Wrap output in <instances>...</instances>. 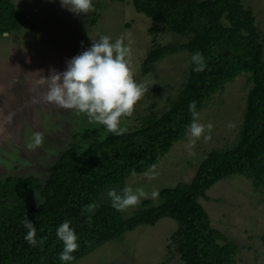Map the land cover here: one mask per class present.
<instances>
[{
    "label": "trees",
    "instance_id": "obj_1",
    "mask_svg": "<svg viewBox=\"0 0 264 264\" xmlns=\"http://www.w3.org/2000/svg\"><path fill=\"white\" fill-rule=\"evenodd\" d=\"M132 5L152 20L151 33L164 26L183 39L149 51L143 72L151 73L166 56L186 52L187 82L164 111L138 114V126H129L132 115L122 116V134H103V125L85 129L45 183L36 177L0 180V264H61L64 245L56 230L65 221L78 237L67 264H77L106 243L165 218L179 225L172 240L183 264H239V245L212 225L202 200L215 185L237 175L264 190V45L253 8L243 0H133ZM26 27L35 25L12 0H0V37ZM196 53L204 58L203 71L194 70ZM242 74L250 75L252 88L233 146L206 153L189 183L160 191L159 204L144 200L136 211H117L105 198L108 191L123 189L129 178L160 163L190 133L195 118L189 105L195 102L197 115ZM36 192L44 199L39 205L33 202ZM26 218L36 229L35 245L25 240Z\"/></svg>",
    "mask_w": 264,
    "mask_h": 264
},
{
    "label": "rangeland",
    "instance_id": "obj_2",
    "mask_svg": "<svg viewBox=\"0 0 264 264\" xmlns=\"http://www.w3.org/2000/svg\"><path fill=\"white\" fill-rule=\"evenodd\" d=\"M132 1L92 0L93 7L89 12L75 15L66 8L67 3L66 7L62 6L61 0H12L35 28L26 27L21 32L0 37V104L18 105L28 91V81L42 80L51 71L61 66L65 68L66 61L90 47L92 40L108 36L112 42L124 41L129 50L126 59L133 79L146 88L134 105L129 126L139 125L138 114L147 116L164 111L187 82L188 53L166 56L151 73H144L143 60L149 48L177 46L183 39L164 26L160 32L151 33L152 20L139 14ZM243 4L253 8L264 45V0H243ZM93 19H97V23ZM33 69H40L39 75H34ZM251 88L250 75L242 74L228 83L225 90L207 100L193 121L204 126L201 136L196 138L189 133L187 138L175 143L154 168L132 176L125 182V187L117 191L121 196L126 189L142 193L139 203L126 210L136 211L144 200L159 204L160 191L189 183L206 153L233 146L240 134ZM72 115L71 118H76L70 120L67 116L61 122L52 123L53 130L59 135L58 145L51 144L52 128L43 125L41 158L34 151H27L25 156L22 149L17 150V154L12 153L4 164L0 163L7 175L34 176L43 183L48 180L60 155L74 140L76 142L75 136L87 128L101 127V124L90 122L86 114L74 111ZM77 118H81L78 123ZM121 122H124V128L125 119ZM208 125H211L210 129ZM4 154L8 156V152ZM108 193L106 199H110ZM40 195L36 192L33 200L36 205L44 201ZM202 204L212 225L229 241L239 245V264H264L263 189L256 190L251 180L237 175L211 188ZM178 226L168 218L155 226H141L106 243L77 264H183L172 240Z\"/></svg>",
    "mask_w": 264,
    "mask_h": 264
},
{
    "label": "clouds",
    "instance_id": "obj_3",
    "mask_svg": "<svg viewBox=\"0 0 264 264\" xmlns=\"http://www.w3.org/2000/svg\"><path fill=\"white\" fill-rule=\"evenodd\" d=\"M69 6L66 7L65 4ZM75 15L89 12L92 0H61ZM128 48L124 41L117 39L112 42L108 36H101L93 41L90 47L80 54L66 61V69L63 72L51 71L43 76L41 83L46 85L42 95V102L49 106L76 110L84 113L90 122L103 125L107 131L122 134L125 129L120 127L121 117L132 114L134 105L140 100L146 88L136 83L129 68ZM196 65L195 71H203L205 68L202 54L196 53L192 57ZM195 102L189 105V110L194 112ZM211 128V125H208ZM192 137H200L204 132V126L193 122L189 129ZM207 138V137H206ZM35 146L42 143L40 133L33 136ZM141 194L133 193L126 189L123 196L115 190H110L108 196L112 200V206L117 211H123L129 206L139 203ZM24 227L28 230L25 240L30 245L37 243L36 229L27 218ZM58 239L63 242V251L59 253L61 264H67L74 259L72 253L78 249L77 235L70 227V222L65 221L56 230Z\"/></svg>",
    "mask_w": 264,
    "mask_h": 264
},
{
    "label": "water",
    "instance_id": "obj_4",
    "mask_svg": "<svg viewBox=\"0 0 264 264\" xmlns=\"http://www.w3.org/2000/svg\"><path fill=\"white\" fill-rule=\"evenodd\" d=\"M4 35L7 36L9 34L6 33ZM62 67L63 66L57 68L56 71L62 72L66 69V67ZM26 85L28 86V91L24 93L25 95H23V98L19 101L18 105L9 106L5 103L4 105L0 104V163L3 164L7 161V159H9L12 153L17 154L16 151L18 150L20 152L22 149L24 150L23 154L25 156H27L25 154L27 151H34L38 152V156L41 158V155L43 154V144L41 143L39 146L34 145V134L40 133L43 135V132L45 131L42 130L44 124L48 125L49 128H52V123L61 122L62 118L64 117L68 116L70 120L76 118H71L73 117L72 114L74 111H76L74 109L70 110L56 106H49L42 102V95L46 85L41 83L40 79H35L33 83L28 81V84ZM29 94L31 95L28 96ZM28 103H30L32 107H30ZM66 112L70 113L66 114ZM8 114L14 115L7 118ZM70 114L71 116H69ZM76 121L78 123V118ZM55 132L56 131L53 130L54 135L50 138L52 139L51 144L54 146L58 145L57 140L59 136ZM7 147L9 148L6 149ZM4 152H6V154L8 152V156H6ZM0 170V179L13 174L11 173L7 175L5 168H3L1 164ZM12 176L15 177L18 175L14 174Z\"/></svg>",
    "mask_w": 264,
    "mask_h": 264
},
{
    "label": "flooded vegetation",
    "instance_id": "obj_5",
    "mask_svg": "<svg viewBox=\"0 0 264 264\" xmlns=\"http://www.w3.org/2000/svg\"><path fill=\"white\" fill-rule=\"evenodd\" d=\"M157 47V46H156ZM155 46H154V48H156ZM154 48H149L148 49V53H149V51H151L152 49H154ZM84 114V113H83ZM81 118H79L78 119V121L80 120ZM123 119H124V117H123ZM121 124H120V127H123L124 126V122H120ZM101 127H102V125H101ZM100 127V128H101ZM107 131V130H106ZM107 132H109V131H107ZM80 134H81V132L78 134V135H76L75 137H76V142L79 140V138L78 137H80ZM75 141V140H74ZM74 141L72 142V143H74ZM9 177H14V176H12V175H9L8 177H5V178H3V179H0L1 181H3L4 182V180H6L7 178H9ZM15 177H17V178H29V177H34V176H28V177H26V176H15ZM37 178V177H36ZM38 179H40V178H38ZM45 183V182H44ZM41 196V195H40Z\"/></svg>",
    "mask_w": 264,
    "mask_h": 264
},
{
    "label": "bare ground",
    "instance_id": "obj_6",
    "mask_svg": "<svg viewBox=\"0 0 264 264\" xmlns=\"http://www.w3.org/2000/svg\"><path fill=\"white\" fill-rule=\"evenodd\" d=\"M33 70H34V71H32V73H34V75H36V74L39 75V70H40V69H33ZM31 78H35V77L31 75ZM2 102H3V101H2ZM2 105H4V102L2 103ZM28 105H29L30 107H32L30 103H28ZM13 115H14V114H8V115H7V118L10 117V116H13Z\"/></svg>",
    "mask_w": 264,
    "mask_h": 264
}]
</instances>
